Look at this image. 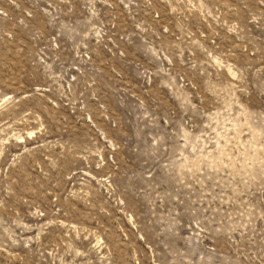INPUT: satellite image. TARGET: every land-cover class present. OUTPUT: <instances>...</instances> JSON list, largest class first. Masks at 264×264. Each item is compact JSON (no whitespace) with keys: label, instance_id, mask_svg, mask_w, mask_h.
<instances>
[{"label":"rangeland","instance_id":"rangeland-1","mask_svg":"<svg viewBox=\"0 0 264 264\" xmlns=\"http://www.w3.org/2000/svg\"><path fill=\"white\" fill-rule=\"evenodd\" d=\"M0 264H264V0H0Z\"/></svg>","mask_w":264,"mask_h":264}]
</instances>
